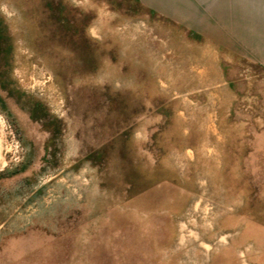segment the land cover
<instances>
[{
  "label": "rangeland",
  "instance_id": "374dc122",
  "mask_svg": "<svg viewBox=\"0 0 264 264\" xmlns=\"http://www.w3.org/2000/svg\"><path fill=\"white\" fill-rule=\"evenodd\" d=\"M0 264H264V0H0Z\"/></svg>",
  "mask_w": 264,
  "mask_h": 264
}]
</instances>
